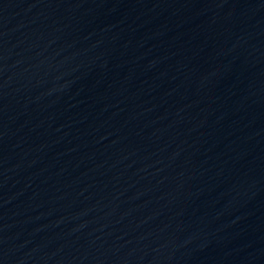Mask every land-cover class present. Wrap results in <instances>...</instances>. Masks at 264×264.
<instances>
[{
	"label": "water",
	"instance_id": "95a60500",
	"mask_svg": "<svg viewBox=\"0 0 264 264\" xmlns=\"http://www.w3.org/2000/svg\"><path fill=\"white\" fill-rule=\"evenodd\" d=\"M0 264H264V0H0Z\"/></svg>",
	"mask_w": 264,
	"mask_h": 264
}]
</instances>
